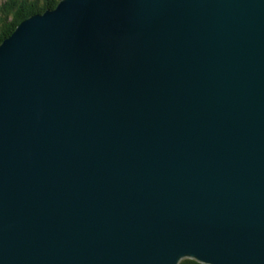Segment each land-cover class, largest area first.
Returning <instances> with one entry per match:
<instances>
[{"label":"water","instance_id":"water-1","mask_svg":"<svg viewBox=\"0 0 264 264\" xmlns=\"http://www.w3.org/2000/svg\"><path fill=\"white\" fill-rule=\"evenodd\" d=\"M264 264V0H60L0 44V264Z\"/></svg>","mask_w":264,"mask_h":264},{"label":"trees","instance_id":"trees-1","mask_svg":"<svg viewBox=\"0 0 264 264\" xmlns=\"http://www.w3.org/2000/svg\"><path fill=\"white\" fill-rule=\"evenodd\" d=\"M60 0H0V44L24 19L46 9L55 8ZM179 264H206L184 258Z\"/></svg>","mask_w":264,"mask_h":264},{"label":"rangeland","instance_id":"rangeland-1","mask_svg":"<svg viewBox=\"0 0 264 264\" xmlns=\"http://www.w3.org/2000/svg\"><path fill=\"white\" fill-rule=\"evenodd\" d=\"M58 3H59V2H58ZM13 32H14V31H13ZM187 258H189V257H187ZM191 259H192V258H191ZM182 260H183V259H182ZM182 260H181V261H182ZM181 261H180V262H181ZM201 263H203V262H201Z\"/></svg>","mask_w":264,"mask_h":264},{"label":"bare ground","instance_id":"bare-ground-1","mask_svg":"<svg viewBox=\"0 0 264 264\" xmlns=\"http://www.w3.org/2000/svg\"><path fill=\"white\" fill-rule=\"evenodd\" d=\"M181 261V260H180ZM180 261H179V263H180ZM199 262V261H198ZM204 263V262H203ZM206 264H208V263H206Z\"/></svg>","mask_w":264,"mask_h":264}]
</instances>
